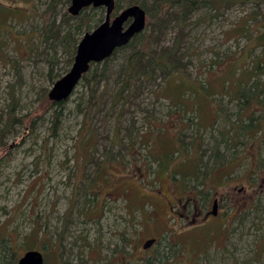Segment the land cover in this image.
Here are the masks:
<instances>
[{
	"label": "rangeland",
	"instance_id": "374dc122",
	"mask_svg": "<svg viewBox=\"0 0 264 264\" xmlns=\"http://www.w3.org/2000/svg\"><path fill=\"white\" fill-rule=\"evenodd\" d=\"M115 1L150 15L154 0ZM70 2L0 0V264L31 249L44 264H264V93L229 97L237 72L239 94L249 95L242 82L264 87V3L224 0L181 23L176 7L146 15L155 28L134 44L171 75L153 69L118 95L129 48L52 107L65 56L56 47L49 76L42 41L61 34ZM214 196L217 215L205 218Z\"/></svg>",
	"mask_w": 264,
	"mask_h": 264
},
{
	"label": "trees",
	"instance_id": "16d2710c",
	"mask_svg": "<svg viewBox=\"0 0 264 264\" xmlns=\"http://www.w3.org/2000/svg\"><path fill=\"white\" fill-rule=\"evenodd\" d=\"M253 1H255L256 3H260V2L264 3V0H253ZM223 2L224 0H154L151 8V14L148 15L146 11L145 13L149 17V19H154V18L156 19V18H160L168 10L176 7L177 11H179L178 21L181 23L182 22L181 20L185 18V15L190 13L191 11L198 10L200 7L207 9H217L219 6L222 5ZM132 4H138L140 7L142 8L144 7L143 3L138 1L129 2L127 5L129 6ZM96 9H98L97 12L99 13H97L94 19L85 18L84 20H79L80 19L79 16L84 10H82L79 13V16L77 15L76 17L70 15L68 12L64 14L65 16L63 18L64 23H62L64 25L63 30L61 27L62 24L61 26L58 25V27H56L57 28L56 30H58L59 28L61 31L60 35L58 34L59 32L57 33V31H54L50 28L49 30L47 29L44 31V40L42 42L46 44V50L43 52L45 54V59L47 60L46 62H48L49 64V76L51 75L54 69V65L57 64L55 58H52V56L55 55L56 57L58 54L56 47L60 49L63 56H65V59H64V67L62 68V72L54 75L55 79L60 78L69 70L73 62L76 46L79 40L81 39L79 38V36H82L85 32L91 31L104 19L105 10L101 7ZM120 9L121 8L119 7L118 3L115 1V8L111 13V17H114ZM91 20L92 23H90ZM151 24L152 22L150 20L146 21L145 28L150 26ZM46 28L47 27H45V29ZM150 28L151 30L155 28L154 23L152 26H150ZM237 30H239V28ZM139 36H140L139 34L135 35L128 42L127 45L117 49L115 52L112 53L110 57L102 61V62H107L116 52L133 48V51L129 53V55H127L126 57V61H127L126 65L122 68L121 74L123 75V77L120 82L121 86L118 90V95L123 94L125 91L134 90L136 88V82L138 81V79L140 77L150 76L153 69L160 70L161 73H163L166 77L171 75V73L174 70V69L172 70L173 66H170V68L169 66H167V64L163 60V57L151 56V54L148 55L143 53L142 51L144 49V46H146L147 44L145 42L142 44L143 46H141L140 43L137 45L134 44ZM255 41L259 45L263 46V50H264V30H262L261 33H259V35L255 37ZM49 56L51 59L49 58ZM143 58H147V60L145 61V65L141 64ZM99 64L100 63H91L88 72L82 76L80 82L82 81L83 83L84 82L96 83L100 81L104 77L105 70L102 69L99 71L98 69ZM258 68L259 66L256 65L255 69ZM236 75H237L236 83L238 89L236 90L237 91L236 94L229 95V97L230 99L236 100L238 102V105H239V101L242 105H244L246 98L251 97L250 93L253 90L257 89L261 94L264 93V87L259 88L257 81H255L251 86H249L248 84L246 85L244 82L240 83L241 86L240 88L248 92L249 95L243 96L242 94H239V73L237 72ZM62 105L63 102H59V103L51 102L50 104V106L52 107L54 106L61 107ZM237 114L239 115V111ZM231 128H233V126ZM233 130H237L235 132H238L239 128L230 129L229 131H227L229 132V134L227 135H223L222 133L221 141L226 143L229 140H232L233 137L237 136V134L234 135L231 134Z\"/></svg>",
	"mask_w": 264,
	"mask_h": 264
},
{
	"label": "water",
	"instance_id": "95a60500",
	"mask_svg": "<svg viewBox=\"0 0 264 264\" xmlns=\"http://www.w3.org/2000/svg\"><path fill=\"white\" fill-rule=\"evenodd\" d=\"M87 7L103 8L104 19L79 40L69 70L53 83L48 92V98L53 103L64 102L71 96L91 63H101L145 29L146 13L138 4L120 9L114 17H111V13L115 0H71L67 11L77 16ZM214 210L213 205V214ZM151 243L147 241L144 248L151 246ZM16 264H44V260L39 250L32 249L26 251Z\"/></svg>",
	"mask_w": 264,
	"mask_h": 264
},
{
	"label": "flooded vegetation",
	"instance_id": "af4514ba",
	"mask_svg": "<svg viewBox=\"0 0 264 264\" xmlns=\"http://www.w3.org/2000/svg\"><path fill=\"white\" fill-rule=\"evenodd\" d=\"M166 204L168 206V202L166 201ZM213 205L215 207V214H213ZM219 206H220V201H219V197H213L212 200H211V206L206 208L204 211H202V214L205 218H213L217 215V210L219 209ZM169 208V206H168ZM160 237L161 235L159 236H152V237H149L147 239L144 240V242L142 243V248L144 250H151L153 249L158 243H159V240H160ZM147 241H152L151 243V246H149L148 248H144V244L147 242ZM25 253V252H24ZM23 253V254H24Z\"/></svg>",
	"mask_w": 264,
	"mask_h": 264
}]
</instances>
